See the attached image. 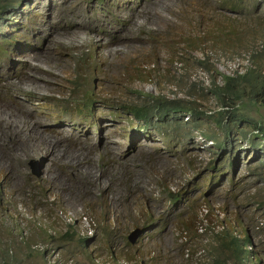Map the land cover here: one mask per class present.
I'll return each mask as SVG.
<instances>
[{"label":"clouds","instance_id":"9594fccd","mask_svg":"<svg viewBox=\"0 0 264 264\" xmlns=\"http://www.w3.org/2000/svg\"><path fill=\"white\" fill-rule=\"evenodd\" d=\"M119 1L97 0L100 4L109 2L103 7L108 15L102 24L106 31L101 26L97 30L92 26L74 29L68 26L51 32L52 43L38 31L29 34L25 29L13 38L1 36L0 80L10 95V99L2 103H11L13 99L26 100L35 107L37 89H24L21 81L26 85V76L34 75L40 82L43 80L40 76L48 72V77H53L52 69L59 65L65 70L62 74L68 73L63 76L67 84L79 85L87 81L91 85L88 100L93 96L111 99L109 102L96 101L99 104L94 112L107 107L130 123L123 132L133 134L129 143L123 144L114 128L116 142L112 136L109 146H101L98 140H91L89 144L98 148L99 157L100 151L105 153L109 149L116 159L125 162L129 157L126 165L135 176L131 156H137L141 146L154 140L153 132L186 143L187 154L204 153L209 166L208 184L224 174L223 158L228 160L226 168L233 172H237V164L244 160L247 175L243 180L248 177V181L243 183V188L255 189L254 195L259 198L255 203L248 196H233L237 206L232 207L226 200H216L211 195L201 199L195 196L199 191L189 194L169 184H164L155 195L166 200L163 204H169L164 210L168 220L175 217L171 221L175 228L173 232L182 256L191 262L188 264H264V244L260 248L256 241L257 234H264V220L254 214L257 210L264 214V127L260 130L253 124L256 120L264 121V0H146L144 7L113 5ZM11 2L13 0H0V3L9 4L5 9L0 7V26L14 28V24L20 23V19L14 16L27 4L25 0ZM30 38L35 45L29 44ZM40 40H45L47 47L54 45L67 61H56L53 48L50 52L42 51ZM31 50L32 57L25 62L26 53ZM4 54H8L6 62ZM44 54L53 59V62L42 63L50 69L36 72L26 67L37 66ZM111 68L123 77L113 80L112 90L104 91L99 83L108 76ZM46 97L58 101L68 98L58 88L51 90ZM96 102L86 104V109H92ZM138 108L147 114L138 117ZM223 122L227 126L219 125ZM109 124L110 121H101L100 127ZM112 125L116 127L117 123ZM244 126L246 131H242ZM75 131L83 132L77 131L76 127ZM35 161H38L35 166L40 174L33 171L31 162ZM45 163L42 154L40 158L28 161V171L32 176L42 178V186H47L51 177ZM64 165L77 170L75 165L60 163V166ZM3 178L0 176L1 202L5 194ZM234 179L232 176L231 181ZM64 185L70 183L64 181ZM50 188L47 186L38 197L34 195V199L50 206L59 223L64 221L66 229L60 239L76 240L78 246L87 249L91 256L88 246L96 234V222L87 211L92 210L91 205L86 204L81 209L69 208L60 196L53 195ZM115 188L120 192L132 191L125 181ZM108 199L109 195L103 194L98 206L105 210L110 208ZM252 205L254 213L251 212ZM140 209L138 215L132 213L129 225L120 228L127 232V240L132 245L148 234L158 217L149 201L143 202ZM37 220L49 240L60 232L51 221ZM100 222V232L105 236V247L111 255L109 262L124 264L118 259L121 252L111 247L115 221L104 216ZM169 224L164 231L172 227ZM107 228L109 232L106 233ZM136 228H141L142 232L132 242L129 235ZM159 241L158 248L162 246L161 238ZM238 244L246 250L245 262L236 261ZM57 247L62 248L60 242ZM41 252L47 264H63L54 259L60 257L55 246L46 243ZM218 258L226 261L217 263ZM94 261L103 264L97 256ZM0 264H9V261L4 259Z\"/></svg>","mask_w":264,"mask_h":264},{"label":"rangeland","instance_id":"374dc122","mask_svg":"<svg viewBox=\"0 0 264 264\" xmlns=\"http://www.w3.org/2000/svg\"><path fill=\"white\" fill-rule=\"evenodd\" d=\"M25 2L27 6H22L14 16L15 19H20V23L14 24V28L0 26V37L13 38L25 29L29 34H37L38 31L42 37L47 36L49 43H52L51 32L68 26L70 29L92 26L95 30L101 26L107 30L102 25L108 17L103 7L109 5V2L103 4L97 0H25ZM130 4L144 7L146 0L113 2L116 7ZM40 41L42 51L50 52L53 48L56 61H67L54 45L52 48L47 47L45 40ZM29 44L31 46L36 44L33 38L29 39ZM3 56L6 62L8 54ZM39 61L37 72L50 69L42 63L53 62V59L50 55L44 54ZM52 70L53 77H48L50 74L48 72L45 76H40L43 79L40 82L34 75L28 78L26 88L37 89L34 102L37 105L34 107L33 104L26 102L19 114L12 110L10 103H2L9 100L10 95L0 80V176L4 177L5 185L4 198L2 202L0 201V261L7 259L9 264H47L46 257L41 251L43 245L48 243L57 248L60 257L54 259L63 264H95V256L103 264H115L113 261L109 262L111 255L105 247V236L100 232L101 218L110 216L116 223L111 233V247L114 251L121 252L118 254L120 262L188 264L191 262L182 256V249L177 244L176 233L173 232L175 228L171 221L175 217L171 216L168 220L164 210L169 204L168 202L163 204L166 200H162L160 195H155L163 189L164 184L180 188L189 194L192 191H199L195 196L201 199L211 195L216 200H226L232 207L237 206L233 196H248L254 203L259 199L254 195L255 189L253 191L243 188V183L248 181V177L243 180L247 175L244 160L237 164L239 166L237 172H233L226 168L228 160L223 158L224 174L218 175L215 181L208 184L206 180L209 166L205 154L198 152L187 154L186 143L177 138H167L163 133L153 132L154 140L141 146V152L137 156H131L136 176L126 165L129 157L125 162L116 159L111 149L105 153L101 149L99 157L98 148L89 144V141L98 140L101 146L106 147L110 145L112 136L116 142L118 134V139L123 144L129 143V138L133 134L123 132L127 131L130 123L121 119L118 114L112 113L107 107L98 113L94 112L99 104L96 101L109 102L111 99L93 96L88 100L91 85L87 81H82L79 85L72 82L67 84L63 76L68 73L62 74L65 71L62 66L55 65ZM120 77H123V74L111 68L108 76L99 84L104 91H110L113 89V80ZM57 88L68 98L62 101L48 100L47 93ZM93 102H96L93 108L86 109L85 105ZM101 121H110L111 124L103 125L101 128ZM114 122L117 123L116 127L112 125ZM75 127L77 131L83 132L77 133ZM245 127L242 131L247 130ZM64 130L68 131L62 132ZM85 134L89 135L88 140L85 139ZM111 148H114V145H111ZM41 154L46 158L45 167L47 164L48 172H51L47 186L51 187L53 195L60 196L64 205L67 204L69 208L81 209L86 204L92 207V210L87 209L90 217L96 222V234L88 246L91 256L87 249L78 246L76 240L60 239L59 236L66 229L64 221L59 223L55 218V211L50 206L34 199V195L38 197L47 186H42V178L38 179L31 175L28 171V161L40 158ZM60 163L75 165L77 170L68 169L65 165L62 167ZM232 176L235 179L231 181ZM66 179L70 183L69 186L64 185V181L68 183ZM122 181L128 182L132 191L116 190L115 186ZM262 192L264 193V190ZM105 193L109 195L107 205H110L106 210L98 206ZM146 201L154 207L158 217L148 234L142 236L137 244L132 245L127 240V232L124 233L120 228L129 225L127 223L130 222L132 213L138 215L141 205ZM251 212L254 213L253 205ZM254 214L264 220L261 211L257 210ZM37 219L43 222L51 221L52 225L60 228V232L49 240V235L41 231L44 228L40 227ZM169 222L172 227L164 231ZM160 238L162 246L158 248ZM256 241L262 248L264 234H257ZM58 242L62 246L61 249L57 247Z\"/></svg>","mask_w":264,"mask_h":264},{"label":"trees","instance_id":"16d2710c","mask_svg":"<svg viewBox=\"0 0 264 264\" xmlns=\"http://www.w3.org/2000/svg\"><path fill=\"white\" fill-rule=\"evenodd\" d=\"M14 1L15 0H13V2ZM13 2H11V4H13ZM8 6H9V4L0 3V7H3L4 9L7 8ZM137 110H139V111H136V114H137L138 117L145 116L147 114L146 112H143L141 110V108H138ZM253 124H254V127L259 128L260 130H262L263 127H264V121H262V120H256L255 122H253ZM219 125L221 127H225V126H227V123L223 122V123H220ZM0 185H1V183H0ZM107 232H109V228L106 229V233ZM85 240L88 241V239H85ZM236 252H237V257H238V259L236 260L237 262H245V261H247V258H245L246 250L243 249L241 244L237 245V251ZM225 261L226 260H224V259L221 260V259L218 258L216 262L217 263H224Z\"/></svg>","mask_w":264,"mask_h":264},{"label":"bare ground","instance_id":"6f19581e","mask_svg":"<svg viewBox=\"0 0 264 264\" xmlns=\"http://www.w3.org/2000/svg\"><path fill=\"white\" fill-rule=\"evenodd\" d=\"M61 30V29H60ZM63 30V29H62ZM32 54H33V51L31 50V51H29V52H27L26 53V61L25 62H27L31 57H32ZM38 66H40V63H38L37 64V66H35V67H32V66H30V65H26V67L29 69V70H35L36 72L38 71ZM31 76H33V75H27L26 76V80L25 81H27V84H28V78L29 77H31ZM21 87L22 88H24V89H27L26 88V85H23V83H22V81H21ZM26 100H12L11 101V103H10V105H11V107H12V110L14 111V112H16V113H20V110H21V108L23 107L24 108V106L26 105ZM19 134V133H18ZM91 136V135H90ZM46 171V170H45ZM101 176H103V175H101ZM99 181V180H98ZM97 181V182H98Z\"/></svg>","mask_w":264,"mask_h":264},{"label":"water","instance_id":"95a60500","mask_svg":"<svg viewBox=\"0 0 264 264\" xmlns=\"http://www.w3.org/2000/svg\"><path fill=\"white\" fill-rule=\"evenodd\" d=\"M31 164H32V167H33V171L35 173L40 174V171L38 169V166H35V165H38V161L31 162ZM141 232H142V229L141 228H136L135 230H133L130 233V235H129L130 241L134 242L136 240V238L140 235Z\"/></svg>","mask_w":264,"mask_h":264}]
</instances>
